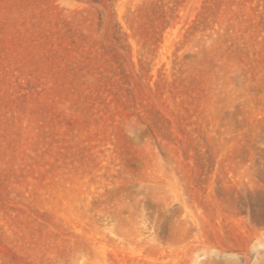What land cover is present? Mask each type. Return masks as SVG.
Instances as JSON below:
<instances>
[{
  "label": "rangeland",
  "instance_id": "374dc122",
  "mask_svg": "<svg viewBox=\"0 0 264 264\" xmlns=\"http://www.w3.org/2000/svg\"><path fill=\"white\" fill-rule=\"evenodd\" d=\"M0 264H264V0H0Z\"/></svg>",
  "mask_w": 264,
  "mask_h": 264
}]
</instances>
